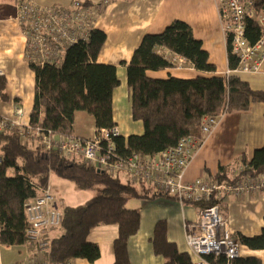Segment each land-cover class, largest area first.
<instances>
[{"label":"trees","instance_id":"obj_1","mask_svg":"<svg viewBox=\"0 0 264 264\" xmlns=\"http://www.w3.org/2000/svg\"><path fill=\"white\" fill-rule=\"evenodd\" d=\"M89 4V1H85ZM257 7H264V0H255ZM245 34L253 43L261 34L259 26L245 22ZM226 55L229 70L238 64L233 53L230 37H226ZM104 31L92 28L86 39L72 43L59 64L30 62L36 85L29 123L23 130L37 127L41 132H52L66 137L74 134L75 113L84 111L94 119L96 132L115 126L112 117V92L119 84L116 66L97 61L105 42ZM165 49L181 57L194 69L214 72L215 65L209 61L208 52L195 38L191 26L183 20L174 19L159 33H146L134 48L126 65L127 84L130 89L131 113L134 120L143 123L141 134L126 138L114 137L116 151L126 156L137 152L154 156L161 150L175 145L183 136L196 135L204 139L200 124L205 115L220 116L233 110H246L253 102H264V90H254L237 74L226 76H203L194 78H153L147 70H162L174 64L160 53ZM6 79L0 75V100H6ZM0 243L11 246L30 244L26 237L29 227L25 205L39 196L48 186L49 174L71 181L79 189L101 186L99 194L82 204L60 206L61 220L55 235L45 234L49 244L44 252L47 264H70L76 258L94 261L100 255L95 242L88 240L90 230L101 224L118 226L113 241V264H130L128 240L140 224V212L129 208L127 200L145 196L141 191L152 188L145 183L133 184L106 171L87 165L81 158L45 149L37 137L29 134L21 141L18 128L0 131ZM241 167L236 177L264 174V145L251 154L226 167H220L213 180L230 181V169ZM156 191L152 195H156ZM149 195V197H152ZM209 206L213 200L189 202ZM239 244L251 249L264 248V232L253 236L236 234ZM153 251L164 258V264H193L187 252L179 251L166 236L165 220H157L150 238ZM211 264H262L260 259L224 256H206Z\"/></svg>","mask_w":264,"mask_h":264},{"label":"crops","instance_id":"obj_2","mask_svg":"<svg viewBox=\"0 0 264 264\" xmlns=\"http://www.w3.org/2000/svg\"><path fill=\"white\" fill-rule=\"evenodd\" d=\"M35 1L42 5H68L72 0ZM85 1L98 3L101 0ZM14 16V1L0 0V70L6 79L5 91L8 96L6 100H0V117L10 121L17 119L15 109L21 108L22 115L18 118L22 126H27L33 106L36 79L26 57L23 28ZM174 19L183 20L191 26L194 37L201 41L202 47L208 52L209 61L215 65V71L201 72L183 61L181 66L147 70L149 77L194 78L197 75L226 76L234 73L248 82L252 89L264 90V58L255 72H229L226 38L222 31L216 0H110L97 15L94 24V28L106 34L97 61L116 66L119 84L112 92V117L119 135L125 138L130 134H141L144 128L142 121L132 118L126 65L122 61L128 62L131 59L134 48L144 34L159 33ZM163 52L168 57H173L169 51L163 49ZM176 56L178 59L179 56ZM95 132L93 117L84 111H77L74 134L92 137ZM263 145L264 102H253L246 110L226 112L218 116L215 126L197 147L183 177L188 181L199 177L213 180L220 167L231 165L242 154L251 156L255 148ZM238 169L241 170V167L234 166L229 174L238 173ZM118 177L123 181L127 180L124 174H119ZM48 185L59 202L56 189L49 182ZM141 192L147 193L148 197L134 196L126 202L127 207L137 208L140 212L139 229L128 240L130 264H164V258L154 253L150 242L154 225L160 219L166 222L168 240L174 242L179 251L189 254L184 224L198 218L199 207L159 192L152 195L156 192L153 187ZM222 210L232 235L240 233L253 236L264 232L262 192L231 194ZM48 234L55 235L56 229H51ZM117 234L118 226L113 223L93 227L88 234V240L98 245L99 257L91 262L76 258L70 264H113V241ZM33 252L34 247L30 244L11 246L0 243V264L27 261ZM248 256L256 257L264 264V248L251 249L240 244L238 257Z\"/></svg>","mask_w":264,"mask_h":264},{"label":"built area","instance_id":"obj_3","mask_svg":"<svg viewBox=\"0 0 264 264\" xmlns=\"http://www.w3.org/2000/svg\"><path fill=\"white\" fill-rule=\"evenodd\" d=\"M14 18L21 24L26 37V57L29 62L59 64L66 49L79 39H86L94 27L97 15L110 0L87 4L85 0H72L68 5H42L35 0H13ZM218 15L225 37H230L238 64L229 72H255L264 58V7H257L255 0H216ZM255 22L261 34L251 43L245 34L246 20ZM163 53V49L160 50ZM171 53V52H170ZM165 56L175 65L181 66L183 59L172 53ZM0 75L2 71L0 70ZM17 119L0 117V131L18 128L21 141L28 135L37 137L45 149L81 158L87 165L106 171L111 176L124 174L133 184H149L157 192L174 196L181 202H205L200 206L198 218L184 224L186 244L193 264H211L206 256H224L227 260L238 257L239 242L228 230L227 219L222 207L231 194L249 192L264 194V174L255 176L233 174L230 181H216L199 177L185 180L184 171L191 157L202 142L196 135L183 136L175 145L165 148L154 156L131 152L126 156L116 151L114 137L119 135L115 126L102 128L92 137H66L52 132H41L39 127L32 131L23 130L16 108ZM218 116L205 115L200 131L206 136L215 126ZM1 160V156H0ZM29 221L26 237L34 245L33 255L27 261L13 264H47L44 252L49 241L45 234L58 226L61 220L60 208L49 185L39 196L25 205Z\"/></svg>","mask_w":264,"mask_h":264},{"label":"rangeland","instance_id":"obj_4","mask_svg":"<svg viewBox=\"0 0 264 264\" xmlns=\"http://www.w3.org/2000/svg\"><path fill=\"white\" fill-rule=\"evenodd\" d=\"M49 183L58 193L57 199H59V202L56 200L58 206L82 204L89 198L99 194L102 188L101 186H95L90 189H79L71 181L57 176L54 172L49 174Z\"/></svg>","mask_w":264,"mask_h":264},{"label":"water","instance_id":"obj_5","mask_svg":"<svg viewBox=\"0 0 264 264\" xmlns=\"http://www.w3.org/2000/svg\"><path fill=\"white\" fill-rule=\"evenodd\" d=\"M97 171H100V169H97ZM103 172V170H101Z\"/></svg>","mask_w":264,"mask_h":264}]
</instances>
